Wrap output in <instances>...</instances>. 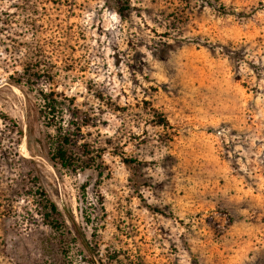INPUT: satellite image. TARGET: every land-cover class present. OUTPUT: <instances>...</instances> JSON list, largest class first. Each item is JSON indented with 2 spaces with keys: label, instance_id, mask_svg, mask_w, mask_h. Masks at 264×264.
Masks as SVG:
<instances>
[{
  "label": "rangeland",
  "instance_id": "374dc122",
  "mask_svg": "<svg viewBox=\"0 0 264 264\" xmlns=\"http://www.w3.org/2000/svg\"><path fill=\"white\" fill-rule=\"evenodd\" d=\"M38 1L0 0V80L43 49L39 129L99 158L31 156L0 91V264H264V0Z\"/></svg>",
  "mask_w": 264,
  "mask_h": 264
},
{
  "label": "trees",
  "instance_id": "16d2710c",
  "mask_svg": "<svg viewBox=\"0 0 264 264\" xmlns=\"http://www.w3.org/2000/svg\"><path fill=\"white\" fill-rule=\"evenodd\" d=\"M121 1L122 0H106L109 5L115 3L113 6L114 10L120 15L122 10H120L117 5ZM5 13L8 14L9 12L6 11ZM5 22L6 24L8 23L7 20H5ZM2 51L9 57V48H4ZM28 51L31 52V55L25 57L23 62L19 64V68H16L17 64L8 61L10 64L7 65H10L12 68L9 70L7 66L5 70L9 72L4 79L0 80V91H11L13 87H16L22 93L20 103L23 108V121L19 124L18 122L16 123L13 118H9V122L12 123V127H15L20 135L24 136L25 147L28 153L33 157L37 156L43 158L51 167L55 169L61 167L74 171L82 165H93L99 156H91L85 147L81 149L80 154L74 152V144L70 142L69 133L61 131V126L57 128L58 137L55 143L48 142L42 130L39 129V124L43 119L48 125L55 120L57 116L54 114V110L62 104V101H65V98H61V95L54 91H48L38 86L41 77L45 75L44 71L41 69L43 49L35 47L28 48ZM6 59L7 58H4V60ZM3 117L4 116H2V118ZM3 119L5 120L6 118ZM61 119L62 118H59V121H61ZM32 162L40 167L38 174L42 177V163L34 159H32ZM38 179L41 180L40 177L37 178V180ZM39 194L42 197L39 199L44 200L43 203H38L39 207L44 210L41 212L43 213L44 219L49 225H55L54 223H56L58 217H60V212L56 204L45 196L46 194L42 188Z\"/></svg>",
  "mask_w": 264,
  "mask_h": 264
}]
</instances>
